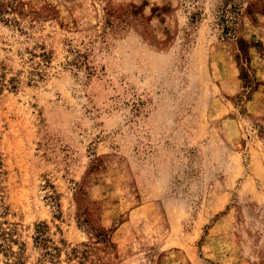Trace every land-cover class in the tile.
<instances>
[{
  "label": "rangeland",
  "instance_id": "rangeland-1",
  "mask_svg": "<svg viewBox=\"0 0 264 264\" xmlns=\"http://www.w3.org/2000/svg\"><path fill=\"white\" fill-rule=\"evenodd\" d=\"M0 8V264H264V0Z\"/></svg>",
  "mask_w": 264,
  "mask_h": 264
},
{
  "label": "trees",
  "instance_id": "trees-1",
  "mask_svg": "<svg viewBox=\"0 0 264 264\" xmlns=\"http://www.w3.org/2000/svg\"><path fill=\"white\" fill-rule=\"evenodd\" d=\"M0 14H1V8H0ZM222 22H223V34L225 36H230V35L235 33V30H236V27H235L236 21L235 20H233L231 18L227 19L224 15V18H222ZM45 226H47V225L46 224H42V226L39 225L38 230H37V232H38L37 238L38 239H46L44 237ZM0 229H1V227H0ZM7 234L8 233H6L5 231H0V239H2L4 242L7 241V239H8L6 236ZM4 242L0 243V247L5 250L6 248L4 246ZM55 249H57V247H55Z\"/></svg>",
  "mask_w": 264,
  "mask_h": 264
}]
</instances>
